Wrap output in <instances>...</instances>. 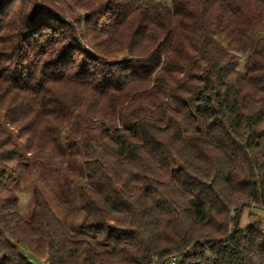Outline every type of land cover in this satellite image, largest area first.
<instances>
[{"label": "trees", "instance_id": "16d2710c", "mask_svg": "<svg viewBox=\"0 0 264 264\" xmlns=\"http://www.w3.org/2000/svg\"><path fill=\"white\" fill-rule=\"evenodd\" d=\"M43 1L0 0V264H264V0Z\"/></svg>", "mask_w": 264, "mask_h": 264}, {"label": "rangeland", "instance_id": "374dc122", "mask_svg": "<svg viewBox=\"0 0 264 264\" xmlns=\"http://www.w3.org/2000/svg\"><path fill=\"white\" fill-rule=\"evenodd\" d=\"M40 3V8L44 13H50V14H57L56 11L54 9H52L51 7H48L46 4H44L43 0H39ZM87 49V47H85ZM89 49H87L88 51ZM28 161H34V159H31L30 157H27ZM47 159V158H46ZM48 162L50 163V165H52V168H55L54 163L48 159ZM39 168L38 167H34L33 168V176L32 179L29 183H23V182H16L14 184V190L17 193L18 197H19V201H18V206H19V211L21 212V214L24 217H27L30 214V210H31V206H32V194H33V187L34 185H41V177L39 176ZM53 183L57 184V178H55L53 180ZM54 186V184H52ZM42 187V185L40 186ZM55 187V186H54ZM46 196H47V192ZM48 197V196H47ZM58 197H61V193L60 191L58 192ZM59 199H57L56 202H58ZM53 203V202H52ZM53 206L56 210V212L60 213V217L66 221V223L70 226V227H77L78 226V222L81 220L83 213L79 210V208L77 207V205L74 203L72 204V209L71 212H68L67 214L64 213L63 211H61L62 209H57L56 205ZM260 221L262 223V228L264 229V210L263 209H259V208H246L244 209L241 218H240V227L241 229L246 228L249 224H251L252 222H258ZM20 252H22L23 254H25L24 250L19 247Z\"/></svg>", "mask_w": 264, "mask_h": 264}, {"label": "built area", "instance_id": "2783aa9c", "mask_svg": "<svg viewBox=\"0 0 264 264\" xmlns=\"http://www.w3.org/2000/svg\"><path fill=\"white\" fill-rule=\"evenodd\" d=\"M44 264V263H43ZM170 264H175V261L173 260Z\"/></svg>", "mask_w": 264, "mask_h": 264}]
</instances>
